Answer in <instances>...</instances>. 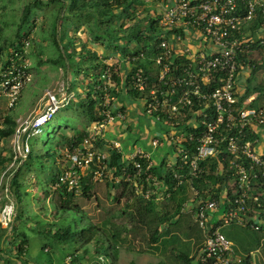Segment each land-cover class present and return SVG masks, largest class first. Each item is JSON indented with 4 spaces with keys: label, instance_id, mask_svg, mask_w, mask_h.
I'll use <instances>...</instances> for the list:
<instances>
[{
    "label": "built area",
    "instance_id": "2783aa9c",
    "mask_svg": "<svg viewBox=\"0 0 264 264\" xmlns=\"http://www.w3.org/2000/svg\"><path fill=\"white\" fill-rule=\"evenodd\" d=\"M258 12L264 14V0H167L163 12L154 18L160 52L153 60L155 80L151 82L141 69L130 76V90L143 95L139 99L143 113L169 129L165 140L177 160L171 172L172 189L203 180L211 164L214 176L227 178L220 199L210 195L202 199L191 187L193 197L181 207V212L191 213L204 238L191 264H253L237 254L222 230L234 225L259 232L264 226V152L257 151L264 137V106H244L236 95L240 57L254 46L264 47V25L255 32L250 30ZM30 46L27 37L22 41V54L9 53V66L3 65L0 54V97L8 100V109L14 107L21 90L31 81L25 59ZM116 61L111 56L105 63ZM134 61L127 58L126 68L131 69ZM253 68L246 65L242 70L250 73ZM68 87V83L67 88L60 86L58 95L44 93L46 103L35 120L38 129L70 103L74 95ZM113 87L105 74L104 96L99 104L101 120L85 129V136L73 150H63L64 167L53 188L77 195L86 177L92 182L123 181L142 199L149 200L157 186L156 169L149 156L135 149L126 157L120 174L111 177L109 172L115 169L108 170L99 148L106 127L114 120H126L125 111L113 106L109 93ZM157 144V140L152 142L153 146ZM109 148L121 151L118 142H111ZM15 150L16 160L23 162L29 153L26 142L22 139ZM10 167L0 173V228L8 236L16 215L8 180L3 183ZM169 196L167 192L166 198ZM250 200L252 209L247 206ZM223 204L227 205L224 209ZM71 260V256L65 258L66 263Z\"/></svg>",
    "mask_w": 264,
    "mask_h": 264
},
{
    "label": "trees",
    "instance_id": "16d2710c",
    "mask_svg": "<svg viewBox=\"0 0 264 264\" xmlns=\"http://www.w3.org/2000/svg\"><path fill=\"white\" fill-rule=\"evenodd\" d=\"M144 2L146 0H30L23 7L21 24H25L29 20L34 9L49 6L57 7L55 23L51 33V43L58 51V56L57 59H46L44 62L40 61L39 64L46 63L59 66V68H64L66 73L74 77L82 76L78 83L84 87L81 93L79 91H77L79 93H73L75 97L74 103L63 107L83 118V131L79 133L73 132L66 136L65 131L61 129L62 125H68L66 121H62L61 119V126H58L53 131L50 130L52 120L45 122L39 127V133L36 135L25 133L27 135H24L23 140L29 147V153L23 162L19 160L18 167L7 171L9 190L15 199L16 210L22 198L28 195L25 193L23 186L24 180L27 177L32 175L37 181L36 186H40L41 188L43 183L49 185V188L46 186L45 189H41L42 197L39 199V202L42 205L38 208L39 217L51 218L47 222L49 231L42 233L39 230L38 233L44 234L49 244L53 246L59 245L62 251L67 252L65 253L67 254L66 257H72L71 262L68 264H73L76 261L77 253L88 254L90 247L93 248L94 252L91 264H106V262L113 260L111 253L116 254L117 252V243L120 238L119 231H116L114 227L107 228L106 224L98 225L92 223L88 218L84 217L83 211L74 205L75 194L73 192H67L64 188H53L60 172L56 171L55 162L56 159L61 160L60 151L65 149L69 151L73 150L85 136V129L92 123L101 120L99 114L101 108L99 104L104 96L105 74L111 78L114 86L109 91L112 99L117 96L118 87H122L125 93L135 100L141 99L143 96L141 93L130 90V76L136 69H141L144 74L149 76L150 81L154 82L156 67L153 60L160 52L156 48L158 42L156 40L155 17L151 15V10L146 8ZM66 22L70 23V29L75 36L72 34L68 35L67 33L62 34L63 24ZM262 25H264V14L258 12L256 19L251 24V31L255 32ZM82 32L87 33L86 41H82L81 36L78 35L79 33L82 34ZM59 34H62L63 38L60 39ZM27 37V34L23 35L20 41V38H18L19 43L16 45L14 43H9L5 46L0 44V54L3 57L4 66H9V55L6 54V51L8 54L13 51L17 53L21 52L22 54V41ZM30 40L33 46L32 38ZM32 46H30V50ZM261 48L254 46L251 51L252 53L243 54L240 57L241 62L237 66V73L242 72V69L246 65L254 66L250 72L252 76L261 69V61H255L251 58L255 50L259 51ZM96 49L101 50V52L99 53ZM111 56L116 58L117 61L106 64L105 60ZM130 57L134 58L135 61L132 63L131 69H128L125 65L126 59ZM14 60L16 61V59ZM15 63L18 64L17 62ZM120 66L122 68L123 66L125 67L124 74L122 73L124 79L122 86L120 84ZM68 85V90L72 91L70 83ZM255 90L258 94L264 93L262 84H259ZM250 92L251 90L247 89L245 97L238 100L239 104L244 105V99ZM18 98L15 105L18 102ZM4 125L9 126V128L6 131L0 130V142L10 138L15 133V120L12 116L5 117ZM44 126H47L46 133L42 129ZM120 155L111 151L109 158L105 160L108 170L115 169L114 172H109L111 177L120 174L123 165ZM10 161L11 157L8 159L0 155V173L6 171L7 163L9 164ZM214 172V164H211L209 165V174L203 180L195 179L190 183L202 199L206 195H210L213 199L218 200L220 199L221 191L227 187V178L214 176ZM128 174H130V171ZM154 174L157 175L159 180L164 179L168 185L173 186L174 181L171 179V175L161 178L157 172ZM89 185V177L83 178L80 196L86 200H89L92 196ZM114 185L123 190L128 186L123 181ZM49 197L51 198L48 205L44 204L45 200ZM184 202H180L176 206L173 211L175 214L167 215L166 213L163 214V211L157 210L151 200L139 198L132 205V209L127 215L147 232L150 242L156 244L161 236L159 232L160 227L180 213ZM247 206L251 209L254 208L251 200L247 201ZM226 207V204L222 205V209ZM124 212L122 211V213ZM21 214V216L24 215L23 213ZM70 215L75 216L78 224H74L73 220L69 219ZM262 216L264 217L263 214ZM16 218H18L17 213L15 215ZM27 219L29 218L27 217ZM33 222L37 225L41 223L39 218ZM12 230H14V226ZM259 230L257 233L261 236L258 237L255 245L244 249L246 254L245 259L247 262H250L252 261L251 254H257L260 263L264 264V260L261 258L263 255L264 259V246L260 245V241L264 239V226ZM4 236L5 233H2L1 238ZM108 243L109 245L107 246ZM26 246H28L27 240L22 238L15 249L14 257H11L10 260L8 259V262L10 263L14 260L15 264L17 262L19 264H26L23 260ZM43 251L47 252V249H43ZM98 258H102L103 261H99ZM184 263L189 264L190 259L184 257Z\"/></svg>",
    "mask_w": 264,
    "mask_h": 264
},
{
    "label": "rangeland",
    "instance_id": "374dc122",
    "mask_svg": "<svg viewBox=\"0 0 264 264\" xmlns=\"http://www.w3.org/2000/svg\"><path fill=\"white\" fill-rule=\"evenodd\" d=\"M29 1L30 0H0V44L5 46L9 43H14L16 45L19 43L18 38H20V41L22 39L21 37L26 34L30 39L32 38L33 41L32 49H29L25 54V59L31 74L30 83L24 86L21 90L18 102L11 110L7 108L8 100L5 97H0V130L3 129L6 131L9 128V126L4 125V119L6 116H12L15 120L16 135H13L6 140H2L0 143V155L8 159L11 157L10 163H7V167L11 166V169L19 166V162L16 160L17 151L15 150V147L19 145L24 137L23 135H27L25 133H30V135H36L39 133L35 120L39 117L40 110H42V107L46 103L44 93L50 92L51 94L58 95L61 91L60 86L67 88V83H70L71 89H73V92L70 91L72 94H76L77 91L81 93V91L84 90V87L78 83L82 76L74 77L73 75L66 73L64 68H59V66H53L46 63L39 64L40 61L44 62L46 59H57L58 56V51L51 43V33L52 27L55 23L54 20L57 7L49 6L34 9L29 20L25 24H21L23 7L28 4ZM166 2L167 0H146L144 4L146 8L151 10V15L157 18L163 12ZM69 25L70 23L67 22L63 24L64 28L62 34L67 33L68 35H74L70 29L71 26ZM62 34H59L60 39L63 38V36H61ZM80 36L82 41L87 40L86 32H82ZM75 43H77V41H75ZM6 54L9 55L7 51ZM251 58L255 61H261V69L255 73V79L252 80V84L250 85H253L256 89L259 84H262L264 89V47L259 51L255 50L254 54L251 55ZM240 78L242 79V86L246 88L248 86L245 79L246 76L241 75ZM248 87L253 92L254 88L250 86ZM259 97H263L261 99L264 100V94ZM74 100L75 97L70 100L69 104L74 103ZM65 110V108H62L57 114H55L50 124V130H56L58 126H61L62 119V121H66L68 124L67 126L62 125L61 127V129L65 131L66 136L73 132L79 133L83 131V118L74 114V112L70 110ZM42 129L43 132L46 133L47 126H44ZM18 130H20V132ZM261 141L264 142L263 137L261 138ZM172 156L173 150L168 152L167 160ZM6 180L7 176L3 179V183H6ZM36 182L37 181L32 175L24 180V191L28 195L22 198L21 203L16 210L18 218L14 220V230H12L9 236L12 237L18 233L20 238L23 237L27 240V253H25L23 259L26 264H65V257L67 255L65 253L67 252L62 251L60 248L56 249L55 246L49 244L46 236L42 234L45 231H49L47 228V222L50 221L51 218L44 216L35 217L34 213H38V208L42 205V203L39 202V199L42 197L41 189H45L46 186L49 188V185H46L45 183L42 184V188L36 186ZM104 184L105 183L103 182H92L90 180L89 187L90 194L92 195L91 198L89 200L84 199V197L80 196L81 191H79V194L75 195L73 202L74 205L83 211L84 217L98 225L101 223L103 213H113L111 208H108L106 205V189ZM188 192H192V190L190 186H187L186 184L182 193L187 195ZM133 196L134 194H131V192L127 193L125 199L127 201L124 202L123 200V202L118 205V207H120L122 211H125L124 213L126 214L121 217L123 219H120L118 224H116L117 226H115V230H118L120 233L119 242L117 243V252L116 254L111 253L113 260L106 262V264H185L184 257L194 258L196 256L198 252L197 248L204 238L202 231L195 224L193 216L190 213H187V210L179 213L161 227L166 231L161 236L157 245L153 247L147 232L138 226L136 221H132L129 215H127L130 213V210H128L129 206L126 207L125 204H127L128 200H130L131 197L133 198ZM181 196L182 194L177 193L174 195V200L172 202L164 199L162 203H164L166 209H173L174 211L180 202H184L182 201L184 198H181ZM50 198L51 197L47 198L44 204L48 205ZM133 200L135 201V199ZM186 201L188 200H185L183 204H186ZM131 204V202L128 203V205ZM21 213L24 215L21 216ZM27 217L29 220L33 221L39 218L41 223L38 224L37 230H41L42 233L39 234L35 231L28 230L27 223H24ZM69 219L73 220L74 224H78L75 216L70 215ZM215 221L216 217H214V222ZM222 234L232 242L237 254L243 257L246 256L244 249L253 247L258 237L261 236L257 232L245 230L234 225L224 228ZM19 237L14 238H17L18 241ZM17 241H15V244ZM161 242H163V244H161ZM260 245L264 246V239L260 241ZM43 249H47V252H44ZM76 255L77 258L73 264H91L94 255L93 248L90 247L89 253L86 255L83 253H77ZM261 258L264 260L263 255Z\"/></svg>",
    "mask_w": 264,
    "mask_h": 264
},
{
    "label": "crops",
    "instance_id": "0c3cea01",
    "mask_svg": "<svg viewBox=\"0 0 264 264\" xmlns=\"http://www.w3.org/2000/svg\"><path fill=\"white\" fill-rule=\"evenodd\" d=\"M78 35L80 36V34ZM96 50L99 51V53L101 52V50L99 49ZM124 68H125L124 66L123 68L120 66L121 86L124 84V79L122 76L125 71ZM241 75L246 76L245 79L248 83V86L252 88H254V86L250 84H252V80H254L256 76L255 73L252 76L251 74L247 73L245 70L239 73L236 81V95L238 100L245 97L247 89H250L248 86L246 88L242 86V81H241L242 79L240 78ZM262 94H258L254 88L253 92L251 91L250 94H248V96L244 99V106L250 108L263 107L264 102L262 101L264 100L261 99L263 97H259ZM113 106L116 109H122L123 111H125L126 120L125 121L114 120L106 127L103 135V139L99 146L104 159L107 160L109 158V154L112 151L109 148L110 143L114 141V142H118L121 145V151L119 154H121L120 156L122 157L123 162L127 160L126 157H128V155H130L135 149L138 148L149 156L150 160L153 162V167L156 169L155 171L158 173V175L161 178L171 175V172L174 170V165L177 160L174 156V153L173 156L170 157L169 160H167L168 152L172 151L171 145L165 140L166 133L169 130L168 127L164 126L163 124L161 125L155 122L152 118L146 116L142 111V106L140 101L135 100L134 98L126 94L124 89H122V87L117 88V96L113 98ZM154 140L158 141V144L156 146L152 145V142ZM257 151L259 153L264 152V142L261 141V143L257 147ZM62 152L63 151H60L59 154L62 155ZM55 167H56L55 168L56 171L58 172L61 171L64 167L63 161L60 159H56ZM154 176H155V181L157 182V186L153 189L152 196L149 200H151L155 204L157 210L163 211V214L166 213L167 215H171L173 213V209H166L164 203L162 202L164 199L172 202L174 200V195L177 193L182 194L181 198H184V201L185 200H188L186 202L191 201L189 199L192 198L191 196L192 192H188L187 195L182 193L184 191V187L186 186V184L187 186L189 185L190 188L192 187L191 184L185 183L180 189L173 190L171 185H168L164 179L159 180L156 174ZM105 183H106L104 184V187L106 189L105 198L107 200V201L105 200L107 202L106 205L108 208H111V211L113 213H103L100 224L101 225L106 224L107 228L109 227L115 228V226H117L116 224H118V221H120V219H123L121 217L124 216V213H122V209L117 205H120L123 202V200L124 202L127 201L125 200L126 195L127 193L131 192V194H134V196L133 198L131 197V199L128 200V203L131 202L132 204L131 205H128V203L125 204L126 207L129 206L128 210H131L132 205L135 204V202H137L139 198L141 199V196L134 193L132 187L129 185L125 190H123L115 187V185L110 183V181ZM167 192L170 195L168 197L169 199L166 198ZM133 199H135V201ZM221 212L222 211L220 209L219 212H217V214H220ZM34 214L35 217L39 215L38 213H34ZM24 223H27V228L29 231H35L37 233L39 232V230H37L38 225H36L33 222V220L27 219L26 221H24ZM163 225L161 227H163ZM161 227L159 229V232L162 236L166 230L164 231ZM2 233H5V231L0 228V264H15L14 260H12L9 263L8 259L10 260L11 257H14L15 248L18 246V244L20 243L23 237L20 238L18 236V233H16L12 237L8 236L5 233V236L1 238ZM161 236L159 238V241L161 239ZM14 237H19L18 241L17 238ZM15 241H17L16 244ZM157 243L153 244L152 246L154 247L155 245H157ZM202 243L203 241L197 248V251L202 246ZM161 244H163V242H161ZM108 245L109 243L107 244V246ZM55 248L58 249L61 247L59 245H56ZM26 253H27V248H26ZM192 258L193 257L188 258L190 259L189 264H191Z\"/></svg>",
    "mask_w": 264,
    "mask_h": 264
},
{
    "label": "water",
    "instance_id": "95a60500",
    "mask_svg": "<svg viewBox=\"0 0 264 264\" xmlns=\"http://www.w3.org/2000/svg\"><path fill=\"white\" fill-rule=\"evenodd\" d=\"M252 262L253 264H261L257 254L252 255Z\"/></svg>",
    "mask_w": 264,
    "mask_h": 264
}]
</instances>
